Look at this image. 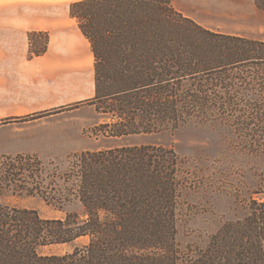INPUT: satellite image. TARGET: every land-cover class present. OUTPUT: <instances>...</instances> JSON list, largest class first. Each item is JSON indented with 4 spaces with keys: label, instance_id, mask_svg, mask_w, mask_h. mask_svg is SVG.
Returning a JSON list of instances; mask_svg holds the SVG:
<instances>
[{
    "label": "trees",
    "instance_id": "1",
    "mask_svg": "<svg viewBox=\"0 0 264 264\" xmlns=\"http://www.w3.org/2000/svg\"><path fill=\"white\" fill-rule=\"evenodd\" d=\"M69 13L94 59L95 93L87 102L110 118L94 126L96 136L122 137L196 119L232 121L251 145L263 135L264 109L248 86L264 85V39L203 27L171 0H78ZM27 39L28 59L45 53L47 32L29 31ZM75 159L73 196L82 216L45 218L3 201L20 190L32 193L26 183L39 158L0 154V264H264V190L256 192L260 200H249L242 219L222 224L204 248L183 254L175 240L182 182L172 148L119 145L81 151ZM29 163L30 172L24 166ZM38 195L49 201L42 190ZM83 237L87 242L70 252H40Z\"/></svg>",
    "mask_w": 264,
    "mask_h": 264
},
{
    "label": "rangeland",
    "instance_id": "2",
    "mask_svg": "<svg viewBox=\"0 0 264 264\" xmlns=\"http://www.w3.org/2000/svg\"><path fill=\"white\" fill-rule=\"evenodd\" d=\"M171 3L181 14L213 31L264 39V0H171ZM67 41L77 43L73 38ZM77 45L89 56L84 64L90 62L91 71L74 70L73 74L67 72L61 76L52 72L46 78L35 75L30 80V97L22 94L26 83L0 86L5 89L0 91V114L20 113L0 115V154L21 152L19 144L27 142L26 136L19 138L23 130L32 131L29 140L41 142L40 146L32 147L30 153H23L39 158L31 174L33 180L28 179L26 183L32 193L14 192L4 197L5 203L34 208L45 218H63L67 212L82 216L83 207L73 196L78 183L75 155L85 150L134 144L170 147L178 156L182 188L176 205L175 240L183 254L204 248L222 224L245 216L250 199L260 200L261 195L256 192L264 190V132L255 137V144L251 145L245 142L247 138H243V133L238 134L234 129L232 121L209 123L196 119L176 127L105 137L96 136L93 128L110 118L98 113L95 105L87 102L89 98L43 108L74 92H86L93 83V57L88 53L89 45L85 41ZM250 74L248 71L247 76ZM78 76L83 78V83L72 84L70 80ZM248 88L257 94L258 105L264 109V85L254 84ZM238 96L235 93L233 97ZM51 109L57 111L35 119L21 118ZM255 114L251 112V116ZM24 166L30 172V163ZM40 190L49 201L39 197ZM86 242L87 237H83L69 244L43 247L40 252H70L76 245Z\"/></svg>",
    "mask_w": 264,
    "mask_h": 264
},
{
    "label": "crops",
    "instance_id": "3",
    "mask_svg": "<svg viewBox=\"0 0 264 264\" xmlns=\"http://www.w3.org/2000/svg\"><path fill=\"white\" fill-rule=\"evenodd\" d=\"M74 1L78 0H0V86L26 83L27 88L22 94L30 97V80L35 75L46 78L52 72L61 76L74 70L91 71L90 62L84 64V59L89 56H86L85 49L77 45L84 41L89 45V42L79 30L75 18L69 13L70 4ZM29 31H43L49 34L45 53L31 59L27 58ZM70 38L76 39L77 43H69L67 40ZM88 49V53L93 57L90 45ZM70 81L72 84H81L83 78L78 76ZM2 90L5 89H0ZM94 93L93 81L86 92H74L67 98L44 105L43 108L90 98ZM18 114L20 113L0 115ZM19 136H26L27 142L20 143L21 152L16 153H30L32 147L41 145L37 139H28L33 136L31 130H23Z\"/></svg>",
    "mask_w": 264,
    "mask_h": 264
}]
</instances>
